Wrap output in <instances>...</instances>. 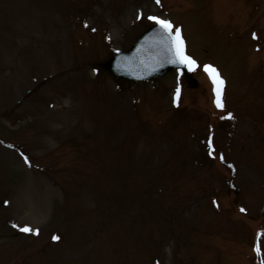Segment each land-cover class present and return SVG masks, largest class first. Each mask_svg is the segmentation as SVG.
<instances>
[{"label": "rangeland", "instance_id": "1", "mask_svg": "<svg viewBox=\"0 0 264 264\" xmlns=\"http://www.w3.org/2000/svg\"><path fill=\"white\" fill-rule=\"evenodd\" d=\"M230 2L233 11L227 0H0V132L25 124L4 137L28 154L25 166L0 143V183L12 178L19 188L18 204L0 208V226L12 230L0 244L30 247L27 255L8 254L0 245V264H152L156 256L161 264H258L252 243L256 231L264 233V0ZM150 16L181 25L185 53L226 74L223 108L215 112L200 71L189 90L176 72L131 85L94 68L130 47ZM220 116L231 121L219 126ZM207 124L238 171L207 160ZM51 153L57 162L40 161ZM181 161L187 176L165 194L153 181L161 171L174 176ZM43 165L79 169L74 179H84L69 189L42 183L33 171ZM55 214L60 219L49 227ZM25 225L41 228V236L15 238ZM56 231L64 235L52 244Z\"/></svg>", "mask_w": 264, "mask_h": 264}, {"label": "snow or ice", "instance_id": "2", "mask_svg": "<svg viewBox=\"0 0 264 264\" xmlns=\"http://www.w3.org/2000/svg\"><path fill=\"white\" fill-rule=\"evenodd\" d=\"M156 2L159 3V0H156ZM149 19L155 21L162 29V35L159 43L164 50L171 55V63L183 65L189 70H192L196 66L197 62L191 56L186 55L180 29L176 28L175 31H173V26L170 21L157 16H150ZM253 35L255 36V34ZM204 71L209 75L212 81L213 92L215 94L214 103L216 107L223 108L221 96L224 80L220 77L218 70L212 65L205 64ZM179 95L180 88L177 86L173 100L174 103L178 102ZM227 115L231 117L232 114L228 113ZM25 160H27V157H25ZM5 203H7V201H5ZM22 230L25 232L33 231V229L28 225L23 226ZM53 239H58V237L54 236ZM254 250L260 252L259 245H255Z\"/></svg>", "mask_w": 264, "mask_h": 264}, {"label": "water", "instance_id": "3", "mask_svg": "<svg viewBox=\"0 0 264 264\" xmlns=\"http://www.w3.org/2000/svg\"><path fill=\"white\" fill-rule=\"evenodd\" d=\"M158 29H154L153 31L148 32L146 36L153 37L156 33L160 31ZM125 64H128V62L126 61V58L121 55H116L111 59H109L108 61L102 63V65L105 68L109 69V71H111L112 73L118 76L131 77L132 74L129 73L127 69L123 67ZM163 71L164 70L160 71L158 74L162 73ZM187 76H188V80L191 81V76L189 74Z\"/></svg>", "mask_w": 264, "mask_h": 264}]
</instances>
